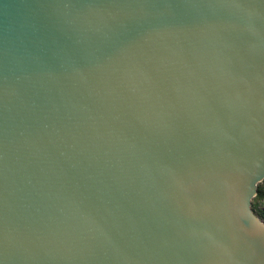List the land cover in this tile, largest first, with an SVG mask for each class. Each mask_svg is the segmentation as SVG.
Returning a JSON list of instances; mask_svg holds the SVG:
<instances>
[{"label":"water","instance_id":"95a60500","mask_svg":"<svg viewBox=\"0 0 264 264\" xmlns=\"http://www.w3.org/2000/svg\"><path fill=\"white\" fill-rule=\"evenodd\" d=\"M264 0H0V264H264Z\"/></svg>","mask_w":264,"mask_h":264},{"label":"trees","instance_id":"16d2710c","mask_svg":"<svg viewBox=\"0 0 264 264\" xmlns=\"http://www.w3.org/2000/svg\"><path fill=\"white\" fill-rule=\"evenodd\" d=\"M264 200V178L256 183L255 194L251 197L250 206L252 210L264 222V207L261 202Z\"/></svg>","mask_w":264,"mask_h":264},{"label":"rangeland","instance_id":"374dc122","mask_svg":"<svg viewBox=\"0 0 264 264\" xmlns=\"http://www.w3.org/2000/svg\"><path fill=\"white\" fill-rule=\"evenodd\" d=\"M261 206H263V207H264V200L261 202Z\"/></svg>","mask_w":264,"mask_h":264}]
</instances>
